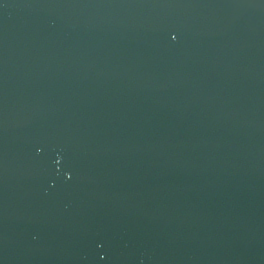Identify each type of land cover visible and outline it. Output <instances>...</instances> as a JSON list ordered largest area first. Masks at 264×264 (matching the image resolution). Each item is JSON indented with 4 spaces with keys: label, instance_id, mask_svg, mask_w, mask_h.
<instances>
[{
    "label": "water",
    "instance_id": "water-1",
    "mask_svg": "<svg viewBox=\"0 0 264 264\" xmlns=\"http://www.w3.org/2000/svg\"><path fill=\"white\" fill-rule=\"evenodd\" d=\"M0 264H264V0H0Z\"/></svg>",
    "mask_w": 264,
    "mask_h": 264
}]
</instances>
